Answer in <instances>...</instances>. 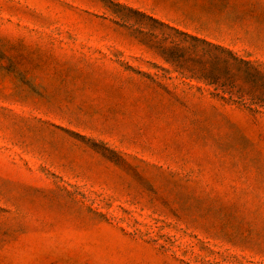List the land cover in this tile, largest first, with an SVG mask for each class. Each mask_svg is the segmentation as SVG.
Segmentation results:
<instances>
[{
    "label": "rangeland",
    "instance_id": "374dc122",
    "mask_svg": "<svg viewBox=\"0 0 264 264\" xmlns=\"http://www.w3.org/2000/svg\"><path fill=\"white\" fill-rule=\"evenodd\" d=\"M0 264H264V0H0Z\"/></svg>",
    "mask_w": 264,
    "mask_h": 264
}]
</instances>
